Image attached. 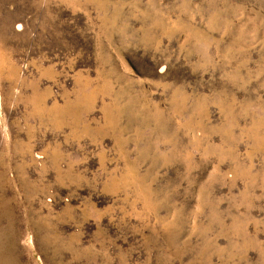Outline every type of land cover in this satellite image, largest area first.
Segmentation results:
<instances>
[{
	"label": "rangeland",
	"instance_id": "1",
	"mask_svg": "<svg viewBox=\"0 0 264 264\" xmlns=\"http://www.w3.org/2000/svg\"><path fill=\"white\" fill-rule=\"evenodd\" d=\"M0 264H264V0H0Z\"/></svg>",
	"mask_w": 264,
	"mask_h": 264
}]
</instances>
